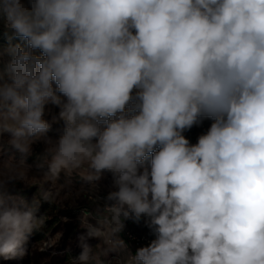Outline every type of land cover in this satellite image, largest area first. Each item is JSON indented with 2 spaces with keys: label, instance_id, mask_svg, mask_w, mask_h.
<instances>
[{
  "label": "clouds",
  "instance_id": "1",
  "mask_svg": "<svg viewBox=\"0 0 264 264\" xmlns=\"http://www.w3.org/2000/svg\"><path fill=\"white\" fill-rule=\"evenodd\" d=\"M0 30V258L27 254L51 203L17 182L72 194L109 172L69 264H264V0H0ZM127 220L155 236L135 254Z\"/></svg>",
  "mask_w": 264,
  "mask_h": 264
},
{
  "label": "rangeland",
  "instance_id": "2",
  "mask_svg": "<svg viewBox=\"0 0 264 264\" xmlns=\"http://www.w3.org/2000/svg\"><path fill=\"white\" fill-rule=\"evenodd\" d=\"M13 44H24L21 40H13ZM9 44L8 38L0 30V48H6ZM59 108L55 105H47L45 110V119L52 123V128L48 135L52 139H58L63 131V122H52L53 117L58 116ZM204 123L199 126H194L184 135L195 144L200 134L197 127L203 128ZM196 129V130H195ZM198 129V130H197ZM8 136L5 134L4 140ZM7 149V146L5 145ZM44 144L42 142L33 145V151L39 154L43 151ZM12 155L9 151H5L3 158L7 159ZM15 159H20L19 154H15ZM27 163L33 165L30 175H35V158L28 157ZM63 174L61 183H63ZM37 186H27L23 182H17L12 191L14 194L24 197L28 202H31L34 197H42L47 195L51 203L43 199L40 200L39 215H44L46 222L42 229L35 232L29 239L26 248L27 254L20 258L4 260L0 258V264H69L71 258L77 257L82 251L80 247L79 236L86 234V229L81 227V219L84 216H89L93 213L96 197L100 198V203L113 188V177L109 172H105L103 178L96 182L95 189L91 185L81 181L78 177H73L72 190L69 194L65 191H58L54 184L43 181L42 179H33L31 181ZM43 186V188L40 187ZM79 191V194H76ZM95 223V221H91ZM141 230H145L146 226H141ZM122 239V237L120 236ZM88 244L95 247L100 243L97 238H88ZM106 259H110L112 264H118L119 255L110 253Z\"/></svg>",
  "mask_w": 264,
  "mask_h": 264
},
{
  "label": "built area",
  "instance_id": "3",
  "mask_svg": "<svg viewBox=\"0 0 264 264\" xmlns=\"http://www.w3.org/2000/svg\"><path fill=\"white\" fill-rule=\"evenodd\" d=\"M124 230L120 233V236L128 245V249L132 254H135L137 248L146 246L152 239L155 238L154 233L145 224L144 220L140 222H134L127 220L124 222ZM146 226L145 230H141V226ZM105 264H112L110 259L105 260Z\"/></svg>",
  "mask_w": 264,
  "mask_h": 264
},
{
  "label": "crops",
  "instance_id": "4",
  "mask_svg": "<svg viewBox=\"0 0 264 264\" xmlns=\"http://www.w3.org/2000/svg\"><path fill=\"white\" fill-rule=\"evenodd\" d=\"M203 122H205L203 128L200 129V127H197V128H199V130H200V134L205 133V132L207 131V129L210 127V124L212 123V121L209 120V119H205V120H203ZM195 130H196V129H195ZM197 130H198V129H197Z\"/></svg>",
  "mask_w": 264,
  "mask_h": 264
}]
</instances>
